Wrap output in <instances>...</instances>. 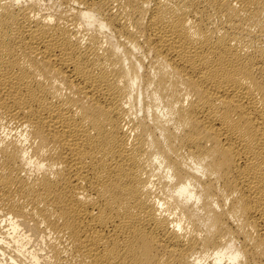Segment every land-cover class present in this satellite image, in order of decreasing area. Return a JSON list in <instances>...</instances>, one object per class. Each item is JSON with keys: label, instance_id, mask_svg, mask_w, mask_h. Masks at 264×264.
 <instances>
[{"label": "bare ground", "instance_id": "bare-ground-1", "mask_svg": "<svg viewBox=\"0 0 264 264\" xmlns=\"http://www.w3.org/2000/svg\"><path fill=\"white\" fill-rule=\"evenodd\" d=\"M0 264H264V0H0Z\"/></svg>", "mask_w": 264, "mask_h": 264}]
</instances>
